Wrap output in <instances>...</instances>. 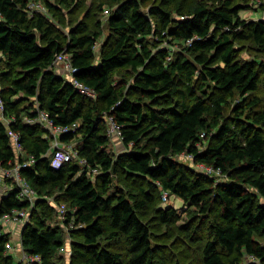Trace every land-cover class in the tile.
Returning <instances> with one entry per match:
<instances>
[{
	"label": "trees",
	"instance_id": "16d2710c",
	"mask_svg": "<svg viewBox=\"0 0 264 264\" xmlns=\"http://www.w3.org/2000/svg\"><path fill=\"white\" fill-rule=\"evenodd\" d=\"M29 1L42 2L52 15L60 11L50 0H0V163L33 158L20 168L37 194L20 243L26 253L40 256L34 264L54 263L64 242L60 225L71 222V261L168 264L140 216L159 187L158 193L193 206L194 214L179 228L199 242V264H264L259 240L264 241V98L258 93L264 83V18H242L246 0H159L146 9L141 6L146 0H122L107 7L109 33L97 48L102 35L97 20L96 29L85 18L65 32L43 12H29ZM59 1L68 7L75 2ZM164 40L184 44L171 55L161 45ZM242 40L252 42L259 54L243 57L237 45ZM61 52L96 97L82 94L55 72ZM121 69L132 73L129 83L113 77ZM132 88L139 93L135 99L129 97ZM36 106L55 125L74 124L59 138L78 135L75 147L86 165L75 159L52 164L51 134L25 120ZM109 115L121 125L125 146L116 155L107 148ZM8 131L17 134L24 155ZM182 153L219 169L223 179L180 162ZM135 178L146 187L133 190ZM59 203L67 207L63 222L55 216ZM27 206L10 188L0 197V216ZM178 217L173 207L158 210L163 224ZM8 241L0 224V264H15Z\"/></svg>",
	"mask_w": 264,
	"mask_h": 264
},
{
	"label": "rangeland",
	"instance_id": "374dc122",
	"mask_svg": "<svg viewBox=\"0 0 264 264\" xmlns=\"http://www.w3.org/2000/svg\"><path fill=\"white\" fill-rule=\"evenodd\" d=\"M54 4L58 5L60 7L59 12H55L54 15H52L49 11L45 10L43 13L49 17V19L53 21H57L58 25L60 23L59 28L63 31H67L68 25H71V23L76 22L81 19L87 18V21L90 25L91 28H97V21L99 26L102 28V35L98 39L96 47L100 45V43L104 40L106 35H108L109 30L107 28V16H108V9L107 7H113L115 4L121 2L122 0H75L74 3L70 5V7L66 6L65 4L61 3L59 0H50ZM118 1V2H117ZM155 1L159 0H146L141 3V6L146 9L147 6L151 3H155ZM233 2L235 1H241L245 2V0H232ZM248 1V6L246 8H241L239 10V15L242 18H252V19H257V18H264V0H246ZM78 2V5L76 4ZM80 2V3H79ZM103 3V5H102ZM88 10L90 11L89 13H92L86 17ZM107 10V11H106ZM97 20V21H96ZM184 42L181 44L178 42H166L165 40L162 41L161 45L169 47L170 54L174 50H181L182 45ZM238 47L240 49L241 55L245 58H254V54L258 53L256 48H254V44L252 42H249L248 40H242L238 42ZM172 55V54H171ZM170 55V56H171ZM171 58V57H170ZM264 59V57H262ZM3 56L0 55V71L4 68V60ZM259 59V58H258ZM168 60V58H167ZM54 70L56 73L59 75H62L63 77L70 79L71 75L70 73L64 68L62 62L60 60L54 61L53 64ZM124 71V69L118 70L114 73V78L119 81V83H122V81L127 80V83H129L131 80L132 73L131 72H125L123 77L120 76V74ZM1 76V75H0ZM122 78V79H120ZM262 80V79H261ZM121 81V82H120ZM2 85V81L0 79V88ZM207 89L209 92L213 90L212 87L207 88V86L204 88ZM126 91V89H125ZM135 91L134 88L129 90V97L132 99L137 98L138 96V91ZM262 98H264V83L261 82L259 86V92H258ZM175 100H178L175 98ZM233 100L228 102V108L232 105ZM166 105V104H164ZM9 135L11 136L12 143L15 144V136L11 131H8ZM78 135L70 140L72 144H75V141L77 139ZM112 136H110V141L107 146L108 150L111 153H114V155L118 154L119 152H122L125 149V146L123 144L122 140H119V147L115 146L114 141L112 140ZM18 139V138H17ZM53 141V139L50 138V141ZM206 143V140H204ZM204 142L198 144L199 150L202 149L204 146ZM23 155L24 153L21 152ZM177 159L180 162L185 163L186 165L190 166L193 169H197L199 171H202L210 176L216 177L219 180L223 179V176L221 173L219 174H214L211 172H206L204 169V166L198 162L194 163L192 161V158L189 156L187 153H182L177 156ZM55 161L52 160V164L56 166L54 163ZM87 174H90V171H87ZM222 176V177H221ZM131 188L133 190H138L139 186H145L146 183L144 181H141L139 178H135L133 184H131ZM160 189V187L158 188ZM158 189L154 190V193H156L157 198L153 201L145 205L142 210L140 211V216L148 222L150 229L152 231V242L153 245H159L162 248V251L164 252L168 264H199L200 260V248L199 242L191 239H187L183 230L179 228L181 224L187 222L191 216L194 214V209L193 206L184 203V201L173 194H166V197H164V191L158 193ZM111 192H113V187H110ZM109 190V191H110ZM2 193H0L1 197ZM49 200L53 201L51 198H48ZM53 203V202H52ZM55 203V202H54ZM62 203L56 204L55 209L57 205H61ZM55 205V204H54ZM168 207H173L176 209L179 217L176 219L174 222H171L169 224H163L159 221L158 218V210L160 211L161 209H165ZM58 210L56 209V212ZM31 212V209H30ZM59 213V211H58ZM30 216V215H29ZM55 216L58 218V215L55 214ZM29 220V219H28ZM2 225V228L4 230L8 229L9 232V240H13L14 234L11 230L10 224H5L0 222ZM56 224L60 225V221H56ZM72 223L69 224H64V226L60 225L63 230L65 231L64 234V242H63V248H60L59 251L57 252L56 255L52 257V262L53 264H78L80 262V259L78 261V258L75 257L73 261H71V239L68 235L70 229L75 228V226L71 225ZM22 224L17 223L15 226V234L18 236L20 233ZM7 232V231H6ZM78 241L77 236H73V240ZM260 241L264 242L261 238H259ZM14 244L17 243V241L13 242ZM75 242H73L74 244ZM21 245V244H20ZM9 253H11L14 257V262L15 264L18 263V260L21 259V253L15 255L12 251V249L8 250ZM247 258H244L243 260H246ZM27 264H30L27 262Z\"/></svg>",
	"mask_w": 264,
	"mask_h": 264
},
{
	"label": "built area",
	"instance_id": "2783aa9c",
	"mask_svg": "<svg viewBox=\"0 0 264 264\" xmlns=\"http://www.w3.org/2000/svg\"><path fill=\"white\" fill-rule=\"evenodd\" d=\"M27 10L29 12H33V11L44 12L46 8L43 5V3L40 1H29L27 4ZM188 42H190V40H188L187 43ZM170 57L171 56L168 55L167 58L170 59ZM57 60H60L64 68L71 74L70 81L79 92L92 98L96 97V93L91 87L83 84L74 76V72L77 70V67H75L72 64L68 54L61 52L59 55L56 56L55 61ZM2 109L3 106H2V102L0 101V117H3ZM25 120L31 123H39L49 132V134H51V139L54 138L53 141L51 140L53 147L51 152L52 160L57 161L58 163H62L75 159L78 160L82 165L83 164L86 165V160L84 158L79 157L78 150L75 147V144H72L69 141H63L59 138V135H61L63 132L72 130L74 124L72 126L55 125L53 121L49 118L47 112L45 110L39 109V107L37 106L35 108V114L33 116H26ZM107 122H108V128H107L108 135L109 136L115 135L121 139L122 138L121 125L111 115L107 117ZM11 133H13L14 136L16 137L14 144L15 148L19 153L23 152L22 146L19 144L17 140V134L12 131ZM189 156L191 158L193 157L192 154H189ZM32 161L33 158L29 157L28 159H24V161H20V162L17 161V163L14 165L3 166L0 163V179H5V178L10 179V188L13 187L16 188L19 198L28 202V206L26 208H13L9 212H5L0 216V222L5 224L9 223L14 228L17 225V223L22 224V227L23 225L26 224V222L29 219L30 209H32L35 200L37 198V194L33 189V187L20 173V168L27 164H30ZM202 165L204 166V169L208 173L209 172L214 174L220 173V170L217 168H213L212 166L209 165H204V164ZM89 170L91 172H97L96 167H92V168L89 167ZM166 194L167 192L164 191V197H166ZM57 209L59 211V215H58L59 220L62 222L65 221V219L67 218L66 205L62 203L57 207ZM71 225L74 226L73 224ZM80 225L81 224H79L78 226ZM19 241H20V236H19ZM7 247L8 249H12V246L9 241L7 242ZM21 251H22L21 259H20L21 262H18L17 264H27V262L30 264H34L40 261L39 255L26 253L23 250L22 246H21Z\"/></svg>",
	"mask_w": 264,
	"mask_h": 264
},
{
	"label": "crops",
	"instance_id": "0c3cea01",
	"mask_svg": "<svg viewBox=\"0 0 264 264\" xmlns=\"http://www.w3.org/2000/svg\"><path fill=\"white\" fill-rule=\"evenodd\" d=\"M71 75V74H70ZM71 79V78H70ZM112 140L114 141V143H115V146H117V147H119V140H122V139H120L119 137H117V136H115V135H112ZM54 163H56L55 165L56 166H58L60 163H58L57 161H55ZM9 190H10V181H8V179H0V193H2L3 195H7L8 194V192H9ZM11 226V225H10ZM3 231H7V233L9 234V232H8V229H6V230H4L3 229ZM10 231H12L13 232V234H14V238H13V240L14 241H17V243L16 244H14L13 242L14 241H12V240H9V242H10V244H11V246H12V251H13V253L15 254V255H18V254H20V251H21V243H20V241H19V234H18V236L15 234V228L13 227V226H11V230Z\"/></svg>",
	"mask_w": 264,
	"mask_h": 264
}]
</instances>
